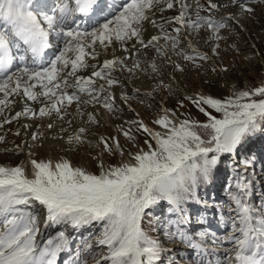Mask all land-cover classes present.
Masks as SVG:
<instances>
[{"label": "snow or ice", "instance_id": "1", "mask_svg": "<svg viewBox=\"0 0 264 264\" xmlns=\"http://www.w3.org/2000/svg\"><path fill=\"white\" fill-rule=\"evenodd\" d=\"M230 2L238 4L243 12L254 11L247 0ZM177 4L179 14L171 20L157 24L151 18L157 9L163 12ZM197 5L208 12L226 6L213 0H207L206 8L199 5V0ZM189 8L185 0H0V93L3 94L0 106L8 107L12 95H22L30 101L43 97L49 103L39 109L38 115L44 117L55 112L63 118L62 113L73 102L77 105L100 102L107 89L104 84L97 86L96 81H105L108 88L118 84L117 79L110 78L111 73L117 65L124 67L127 57L106 59L99 66L90 65L86 58L96 59L97 44L107 48L113 39L123 43L135 38L144 48L163 39L175 50L182 28L197 32L207 29L213 38H221L223 23H217L211 16H200L199 12L193 19ZM146 22L161 31L160 36H152L147 43L141 38ZM172 23L180 26L173 29L177 36L164 32L166 25ZM189 47L193 54H177L192 62L208 59L190 43ZM156 50L166 53L164 47L157 46ZM139 66L138 61L133 64V68ZM89 67L94 69L90 76L78 75ZM151 67L157 70L155 63ZM70 88L75 90L69 92ZM82 95L90 99L82 100ZM110 99H113L110 93L105 95L103 106L113 111ZM186 99L195 104L206 121L178 120L168 110H163V115L154 121L164 132L153 130L142 120L132 121L147 137L146 150L141 148L134 153V162L105 167L100 161L98 174L74 167L63 159L54 162L32 158L27 162L30 169L23 161L16 166L0 165V217H3L0 264H57L60 254L69 247V237L64 231L43 245L38 242V214L30 208L23 210L33 204L45 211L46 224H67L73 229L103 224L97 243L107 252L95 264H164L163 242L149 235L142 226L148 210L161 202H167L168 212L175 217L166 233L168 240L200 248L193 235L185 231L186 223L191 221L186 206L195 202L208 207L198 196L197 187L211 182L221 157L237 155L264 122V82L230 97L198 94ZM210 110L220 113L221 117ZM27 115L37 113L25 107L12 119ZM10 122L7 118L4 120V123ZM85 132V128H80L74 137H69L68 143H83ZM123 135L135 139L130 129L123 131ZM32 139L36 140L37 136L33 135ZM101 144L109 154L120 150L118 141L115 149L103 137ZM120 155H124L122 150ZM244 164L247 167L251 161ZM248 189L244 175L234 178L230 186L229 210L234 215L230 217L231 231L221 243L232 247L226 249L223 262L218 264H264V207L257 208L251 203ZM91 247L87 245L88 249ZM73 264H88V261L77 255Z\"/></svg>", "mask_w": 264, "mask_h": 264}, {"label": "rangeland", "instance_id": "2", "mask_svg": "<svg viewBox=\"0 0 264 264\" xmlns=\"http://www.w3.org/2000/svg\"><path fill=\"white\" fill-rule=\"evenodd\" d=\"M185 2L190 5L189 14L193 19L199 12L200 16H211L217 23L225 25L220 29V39L213 38L207 29H200L197 32L191 28H182L178 35L179 46L175 50H172L163 39L148 48L136 43L135 38L123 43L113 39L107 48L97 44L96 50L99 53L97 58L94 60L86 58L90 65L99 66L106 59L127 57L125 66L117 65L111 73L110 78L117 79L119 83L108 88L105 81L97 80V86L104 84L107 89V93L101 95L100 102L92 101L79 105L73 102L62 113L63 118L55 112L44 117L38 115L39 109L49 103L43 97H40L38 101H30L22 95H15L11 100L9 97L11 103L6 107V113L9 115L5 116L0 111V125H2L0 137H3L0 141V165L16 166L22 161L27 164L32 158L51 159L54 162L63 159L70 161L74 167H82L98 174L100 161H103L105 167L110 164L117 165L120 162H134L132 155L141 148L146 150L144 143L146 134L139 131L131 123L132 121L142 120L153 130L164 132L165 130L154 121L163 115V110H168L170 114L174 113L178 120L190 119L205 122L207 118L186 97L203 94L225 98L233 96L236 92L260 86L264 82V0H247L248 6L254 9L252 13L241 11L239 5H232L230 0H213L218 5L226 6L211 12L201 10L197 0H185ZM199 5L206 8L207 0H199ZM178 14L179 5L177 4L173 9L163 12L157 9L151 18L160 24ZM228 17L231 18L228 19ZM175 27L180 26L174 23L168 24L164 32L177 36L173 31ZM153 35L160 36V29L146 22L143 25L141 38L147 43ZM189 43L192 48L206 54L208 59H197L192 62L186 61L183 54L178 55L177 53L181 52L193 54ZM157 46L164 47L166 53L157 52ZM124 48L128 51H124ZM137 61L140 66L133 68V64ZM153 63L157 66L155 71L151 67ZM176 65L180 68L177 69ZM93 70L89 67L81 70L78 75L87 77ZM36 90L39 91V88ZM74 90L70 88L69 91ZM137 91L139 94H135ZM131 92L134 93L131 94ZM108 93L113 98L109 100L113 104V111L103 106L105 95ZM122 96H127L128 99H121ZM81 98L82 100L90 99L87 95H82ZM24 104L32 108L37 115L12 119L11 117H14L17 112L23 111ZM210 111L218 118L221 117L220 113ZM89 116L93 118L92 121L89 120ZM6 118L11 122L4 123ZM49 124L52 125L51 128L48 127ZM80 128L86 129V132L82 134L83 143H68L69 137H74ZM129 129L131 135L135 137L134 140L123 135V131ZM33 135L37 136L36 140L32 139ZM102 137L108 140L114 149L115 141H118L124 155H120V150H114L111 154L103 151ZM150 142L154 144V141ZM29 153L32 154L31 157ZM247 160H250L251 164L245 167L244 162ZM27 166L30 169L31 165L27 164ZM238 175L246 176L251 188L262 192V202L255 193H253L252 202L257 208L264 207V122H261L257 131L247 139L237 155L224 154L213 170L212 179L209 182L213 186L209 191L207 190L206 194L208 197L215 194L220 196L213 203L217 211H215L217 220L214 223L210 221L202 227L199 225L185 227V231L193 235L194 241L201 245L200 248L193 249L186 243L168 240L166 233L172 227V223L166 222L169 218L167 202H161V205L148 210L142 226L149 235L163 242L166 250L163 257L164 264H169V261H175V264L223 262L227 254L226 249L232 247L231 244L221 243V241L231 231L230 217L234 213L229 210L230 186ZM200 186L208 187V183ZM201 187L200 189L199 186L197 187V194L201 193ZM29 208L39 217L40 234L37 239L41 245L48 239L55 238L61 231L69 237V247L60 254L57 264H73L77 255L82 260L86 259L88 264H95L96 259L106 254L107 249L97 243L103 231V224H93L80 229H73L67 224H46L45 211L42 207L33 204L24 207L23 210L27 211ZM186 210L190 213L191 220L201 213L196 209L194 202H190ZM2 220L3 217H0V221ZM201 232L208 235L198 236L197 234ZM87 245H91V249H88Z\"/></svg>", "mask_w": 264, "mask_h": 264}, {"label": "bare ground", "instance_id": "3", "mask_svg": "<svg viewBox=\"0 0 264 264\" xmlns=\"http://www.w3.org/2000/svg\"><path fill=\"white\" fill-rule=\"evenodd\" d=\"M146 26H147V25H146ZM153 36H154V35H153ZM125 70L127 71V69H125ZM69 90H70V89H68V91H69ZM69 92H70V91H69ZM132 93H134V92H131V94H132ZM135 94H139V92L137 91ZM14 96H15V95L10 96V100H11V98L14 97ZM0 98H3V94H2V93H0ZM1 107H2V106H1ZM23 107L25 108V107H27V106L24 104ZM23 107H22V108H23ZM24 108H23V110H24ZM6 111H7V110H6V107H2V111H1V113L5 114V116L8 114V113H6ZM8 115H9V114H8ZM9 117H11V116H9ZM11 118H12V117H11ZM217 195H218V194H217ZM210 206H212V205H210ZM213 206H214V205H213ZM214 212H215V209H214ZM204 215H205L206 218H208V219H209L210 217L213 218V219H212L213 222L211 221L212 223H214V222L217 220V219H216V215H217L216 212H215L214 215L212 214V215L210 216L209 211H207L206 214H205V212H204ZM208 222L210 223V221H208ZM208 222H207V223H208ZM219 229H221V228L219 227Z\"/></svg>", "mask_w": 264, "mask_h": 264}]
</instances>
